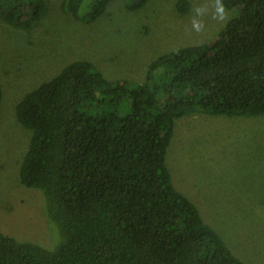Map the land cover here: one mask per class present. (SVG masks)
Instances as JSON below:
<instances>
[{"label":"trees","instance_id":"trees-1","mask_svg":"<svg viewBox=\"0 0 264 264\" xmlns=\"http://www.w3.org/2000/svg\"><path fill=\"white\" fill-rule=\"evenodd\" d=\"M110 1L62 7L91 22ZM219 2L237 13L216 37L159 55L141 83L110 80L77 59L24 95L16 115L32 136L20 179L45 195L60 241L49 249L0 231V264H245L166 165L186 113L264 114V0ZM177 7L185 12L188 0ZM47 9V0H0V17L25 29Z\"/></svg>","mask_w":264,"mask_h":264},{"label":"rangeland","instance_id":"rangeland-1","mask_svg":"<svg viewBox=\"0 0 264 264\" xmlns=\"http://www.w3.org/2000/svg\"><path fill=\"white\" fill-rule=\"evenodd\" d=\"M47 1L32 28L0 17V231L53 249L60 234L46 197L20 179L32 131L17 118L19 101L77 59L110 80L141 83L156 57L213 39L237 9L219 0H188L185 12L179 0H147L136 9L128 7L134 0H111L85 22L67 13L63 0ZM95 1L84 0L83 12ZM166 165L176 189L231 252L245 264H264V114L186 113L175 120Z\"/></svg>","mask_w":264,"mask_h":264},{"label":"crops","instance_id":"crops-1","mask_svg":"<svg viewBox=\"0 0 264 264\" xmlns=\"http://www.w3.org/2000/svg\"><path fill=\"white\" fill-rule=\"evenodd\" d=\"M241 193V192H240ZM241 203H243V202H241Z\"/></svg>","mask_w":264,"mask_h":264}]
</instances>
